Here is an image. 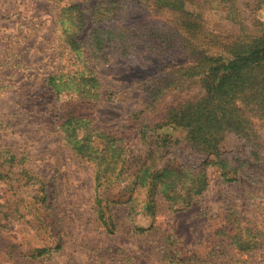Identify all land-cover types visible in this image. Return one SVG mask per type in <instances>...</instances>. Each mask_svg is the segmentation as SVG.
I'll list each match as a JSON object with an SVG mask.
<instances>
[{"label": "rangeland", "instance_id": "1", "mask_svg": "<svg viewBox=\"0 0 264 264\" xmlns=\"http://www.w3.org/2000/svg\"><path fill=\"white\" fill-rule=\"evenodd\" d=\"M80 1L0 0V148L16 156L0 166V264H264V125L255 120L249 139L227 132L218 155L193 143L183 127L152 125L170 106L202 94L196 80L182 76L194 54L189 44H221L238 33L237 25L207 4L199 40L173 10L116 0L114 24L130 37L135 31L134 46L97 60L101 100L85 106L57 98L45 84L48 74L77 68L56 21L63 5ZM244 16L253 31L252 18L264 21V4ZM94 20L84 27L87 38ZM71 110L92 114L100 127L126 138V180L103 190L114 233L97 219L93 164L62 138L59 127ZM143 164L154 173L182 174L168 178L172 201L157 179L134 185ZM221 164L236 181L223 180ZM199 173L207 185L182 204L189 178ZM242 240H249L245 247ZM37 248L50 250L31 258Z\"/></svg>", "mask_w": 264, "mask_h": 264}, {"label": "trees", "instance_id": "2", "mask_svg": "<svg viewBox=\"0 0 264 264\" xmlns=\"http://www.w3.org/2000/svg\"><path fill=\"white\" fill-rule=\"evenodd\" d=\"M149 1L160 10L167 8L176 12L183 29L191 37L196 38L199 35V40L202 36L205 38L206 29L203 27L202 12L207 4L215 5V9L224 10L226 18L238 27L236 35L221 44L216 43L215 47L201 42L189 44L194 54L192 61L182 67V76L186 80H196L200 84L202 94L194 100H186L177 107L170 106L163 119L152 125L158 128L163 124L172 123L183 127L193 143L217 155L227 132H233L246 139H249L250 135L254 137V121H260L259 123L264 125V21L252 18L254 30L249 31L244 13L245 9L255 11L264 4V0ZM190 5L193 11L189 8ZM118 7L116 0H81L60 8L56 24L64 45L77 58V68L71 72L56 71L46 76L45 84L57 98L66 95L69 96V101L85 106L91 104L95 106L101 100L102 84L96 68L97 60L105 56V52L110 49L117 52L126 47H133L136 37L135 31L130 37L125 27L115 26ZM91 19H95L96 25L93 21L87 38L83 31L87 21L91 22ZM188 40L190 42V38ZM59 128L70 150L80 159L93 164L95 192L93 202L97 207V219L106 232L114 233L116 223L109 214V201L103 198V190L118 186L126 180L127 168L124 164L128 149L125 146L126 138L123 135L111 134L95 123L92 114L78 110L68 112ZM141 133L145 134L146 130ZM15 158L10 150L0 148V166L6 162L12 164ZM220 169V176L224 181L237 180L236 173L228 176L230 170L224 164H221ZM154 171L144 164L140 166L137 174H134V185H148V181L153 182L157 179L164 197L172 201L173 197L169 195L168 188L173 182L168 178L176 175L180 179L182 174L169 169H161L155 173ZM189 179L191 188L186 191L188 198L182 199V204L188 203L190 197L201 193L207 185L203 173ZM261 183L264 189V179ZM152 203V200L147 201V208L152 209ZM246 230L250 234L249 227H246ZM232 237L235 236L230 238ZM244 240L240 245L244 246L249 241L243 243ZM56 247H60V244ZM49 250L37 248L30 252L29 256L40 257Z\"/></svg>", "mask_w": 264, "mask_h": 264}]
</instances>
